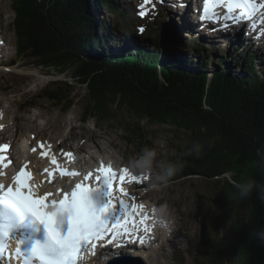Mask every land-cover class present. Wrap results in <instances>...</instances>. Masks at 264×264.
<instances>
[{
  "label": "trees",
  "instance_id": "16d2710c",
  "mask_svg": "<svg viewBox=\"0 0 264 264\" xmlns=\"http://www.w3.org/2000/svg\"><path fill=\"white\" fill-rule=\"evenodd\" d=\"M9 1L17 60L41 70L56 69L80 86L86 85L92 100L83 110L82 122L94 117L100 128L106 118L113 117L109 105L115 104L117 115H123L116 123L123 121L126 126L122 129L130 136L126 139L134 145L136 141L142 154L154 149L146 146L148 135L134 133V138L129 131L134 124L123 118L143 120L148 128L169 126L175 136L187 139L176 150V164L182 166L174 172L175 179L198 176L223 181L221 192L208 200L228 214L240 207L246 215L232 223L227 253L221 243L209 246L208 241L200 242L198 252L207 258V264H227L235 253L241 264H264V244L256 236L264 229V200L256 191L247 198H234L237 184L250 179L264 184V161L257 155V150L264 148V72L257 70L253 58L244 62L247 67L238 66L234 71L218 65L210 71L206 55L198 60L186 58L181 65L174 56L177 42L172 43L170 37L164 43L161 65L159 58L155 60V50L147 45L133 54L125 49L114 55L103 46V37L112 43L110 34L99 26L105 21L97 20L95 26L86 14L91 0ZM92 1L111 11L112 0ZM202 48L198 43L193 51ZM69 86L64 82L44 91L42 97L61 105L69 99ZM37 103L30 100L21 111L26 113ZM196 142L204 145L201 155H185ZM209 247L212 251L207 253Z\"/></svg>",
  "mask_w": 264,
  "mask_h": 264
},
{
  "label": "rangeland",
  "instance_id": "374dc122",
  "mask_svg": "<svg viewBox=\"0 0 264 264\" xmlns=\"http://www.w3.org/2000/svg\"><path fill=\"white\" fill-rule=\"evenodd\" d=\"M112 1L113 6L110 11L104 7L99 8L91 0V2L86 4V14L94 20L92 23L95 26L98 24V21L104 20L106 22V24L103 22V26L99 23V26L104 28L113 38H110L112 40L111 43L107 37H103L106 43L103 46L110 53L120 55L121 46L118 43H123V36H131L128 24L131 16L127 14L123 17L119 14L121 13L120 10L126 12L127 9H130V6L128 7L130 0ZM9 4V0H0V35L7 41L8 47L0 66V113L7 114L5 122L8 126L5 131L0 130V142L12 140L14 146L17 143H19L18 146L26 145L27 150L29 149L28 143L32 144V146L43 143L48 146L50 145L52 150L54 149V151L59 153L62 150L60 143L66 144V138H70V143L73 144V139H76L78 135L93 137L94 140L102 144L106 158L109 157L119 164L124 162V165L127 164L129 167L136 169V171L143 172L145 178L150 175L152 179L150 184L135 189L139 196L137 200H140L143 205L145 204L152 213H154L153 205H160V208L166 210V215H169L174 223V231L168 232L171 235L167 234L169 238H161L159 231L155 236L157 237L155 250H144V253L146 252L156 261L154 264H207V258L198 252L202 240L205 241L204 244L208 241L207 244L209 246L214 243H221L223 251L227 253L228 243L232 234V223L246 214L241 212L240 207L232 214H228L224 207L216 206L212 200H208V198L215 197L221 192L223 186L222 180H208L198 176L176 180L174 174H168L169 166L174 165V163L176 164L178 161L177 147L180 148L186 144V137L184 135L175 136V133L169 126L148 128L143 120L136 122L135 120H129L128 117H124V122L134 124L133 127L130 124L129 128V131L133 132V137L137 136L134 133L142 134V136L148 135L149 139L146 140V146L149 145L151 149L154 148L152 150L154 157L150 167L141 169L137 167V164L145 153L142 154L136 141H133L134 145L126 139V136L129 138L130 136L127 131L122 129L126 126L122 123L123 121L116 123L123 115L120 113L117 115L115 104L109 105L110 113L113 117L106 118L99 125L100 128L97 127L94 117H89L85 122H82L83 110L92 100L88 96L89 90L87 87L80 86L76 82L69 80L68 74L58 72L56 69L53 73L58 79L62 80L57 85L60 86L64 82L70 85L69 91H67L69 92L70 100L69 102L61 103L57 107L50 101L42 98L43 93L36 89L37 84L34 81L35 74L40 70L39 67L34 65L29 66L28 63L24 62L14 66H11V63L8 64L10 60L14 59L15 42L10 26L14 13L11 11ZM164 10L163 14H159L161 16L166 14V17L164 16L161 21H157L155 26V30L159 28V31L153 32L152 30L145 40L139 39L137 41L140 43L128 45L126 51L133 54L137 51V48L141 47L144 50L147 45L146 47L155 50V60L159 58V65H161V62L165 58L163 53L164 43L167 40H172V43L174 41L177 42V51L174 54L177 62H175L181 63V65L186 58L198 60L200 56L206 55L210 71H213L214 65H218L222 69L228 68L225 65L232 62V59H235L240 66L247 67L244 62H248L251 56L253 58L252 63H254L257 70L264 72V44H261L260 47H255L251 44L248 47V41H244V43L242 42L244 46L231 51L234 55L222 51L223 49H227L224 46L216 48L215 46L208 47L207 44H202L204 49L202 48L198 52H194V46L200 42L198 37L196 35L190 37L189 33L187 34V32L179 30L178 22L174 21V18H176V15L178 20L182 18L176 11H174L176 15L173 12L171 13L170 8L167 6L164 7ZM184 22L187 23L185 20ZM117 27L119 28L116 29ZM98 30L100 31L98 35H100L101 30ZM176 34L178 35V39ZM168 37H170V40ZM260 51L263 55H260ZM235 54L237 55L236 57ZM154 55L152 54L151 56L153 57ZM233 67L238 68V65L235 64ZM34 99L37 100V105L31 106L26 110V113L21 114L20 107L22 109L30 100L33 101ZM5 122L3 121V123ZM46 141L50 143L47 144ZM84 156L87 158L93 155ZM142 185H145V183H142ZM130 189L133 190L134 188L130 187ZM131 194L135 196L136 192L132 191ZM201 200H204V202ZM203 225L205 226L204 229L202 228ZM137 227H139V236L143 239L149 238L150 234H152V232L145 234V228L139 223ZM147 243L150 244V241ZM147 249L149 248L147 247ZM202 251L203 249H201ZM209 251H212V247L207 249V253ZM141 253L143 254V251ZM111 261L109 260L107 264H113V261ZM130 261L138 263L136 260ZM241 262V257L238 253H235L231 262L227 264H241Z\"/></svg>",
  "mask_w": 264,
  "mask_h": 264
},
{
  "label": "snow or ice",
  "instance_id": "6c2138e0",
  "mask_svg": "<svg viewBox=\"0 0 264 264\" xmlns=\"http://www.w3.org/2000/svg\"><path fill=\"white\" fill-rule=\"evenodd\" d=\"M155 2L163 3V0H145V3ZM179 3L180 6H187L183 0H179ZM217 6L227 9L225 20L240 23L252 20L256 11L264 8V0L259 4L256 0H204L201 20L218 21L220 17L214 12ZM236 10H239V15L233 16ZM139 14L143 17L146 12L142 10ZM261 23H264V19ZM139 31L143 32L144 28L141 27ZM40 147L45 146L41 144ZM9 148L7 143L0 144V166L4 168L12 163L5 155ZM62 154L73 156L71 152ZM41 155L48 153L41 152ZM5 160L8 162L4 163ZM51 163L61 177L80 175L61 168L55 155L51 156ZM26 167L19 169L12 183L0 181V257L7 242L14 239L17 242L16 254L24 257V264H87L89 255L97 256V247L105 249L114 241L119 242L133 232L138 223L145 225V232L149 231L146 224L149 217L144 215L137 222L129 211L137 205L127 204L124 199L113 195V186L117 181L119 185H123L126 179L129 183L135 181L139 184L140 178L131 175L128 169H121L118 175L110 165L101 164L95 174L87 173L69 189L58 188L56 193L41 194L39 188L43 182H36L33 174L25 170ZM43 173H47V182L52 183L53 171L45 168ZM3 176L4 173L0 172V177ZM93 176L94 179H91ZM118 191L121 197L128 195L123 186ZM139 207L143 208V205ZM129 224L133 226L131 229ZM41 233L42 239L39 238ZM124 264L132 262L128 260Z\"/></svg>",
  "mask_w": 264,
  "mask_h": 264
},
{
  "label": "bare ground",
  "instance_id": "6f19581e",
  "mask_svg": "<svg viewBox=\"0 0 264 264\" xmlns=\"http://www.w3.org/2000/svg\"><path fill=\"white\" fill-rule=\"evenodd\" d=\"M174 11H176L178 13V15H180V17L182 18V19L178 20V17H177V22H178V28H179V30L180 31H183V32H187L185 30V27L186 26H190V19H189L188 12L187 11L180 12L178 9H175ZM184 20L187 23H185ZM188 33L189 32H187V34ZM177 39H178V35H177ZM128 42H130V41L129 40H123L124 47L125 46H128V45H130V46L131 45H134V44H130V43L128 44ZM242 42L243 41L241 40V38L239 36L234 35V36L228 37V38H226L224 40H219V39H217L215 37H212L211 39H209V41H206V40L203 39V41L201 43L199 42V44H201V46H202V44H207L208 47H210V46L211 47H214L215 46L216 48H221L222 46H224L227 49H223L222 51H225L227 54L234 55V53H232L231 51H233L236 48L237 49H240L242 46H244V44L242 45ZM135 45H136V43H135ZM247 46L248 47L251 46L250 43H248ZM231 48H233V49L230 50ZM260 53H261V51H260ZM260 55H263V53H261ZM236 56L237 55L235 54V57ZM235 64L238 65V66H240L237 62L236 63L229 62L225 66H227L228 68H230L231 71H234L233 69L236 70V68L233 67ZM37 74H36V76H37ZM36 76L34 77V81H36V84L37 85L40 84L41 86H43L44 87V90H47V89H50L51 88V86H50L51 84H50V81H48L49 78H47V76L41 75V78H37V79H36ZM40 81H43L44 83L43 82H40ZM69 100H70V98L68 100L64 101V103L65 102H69ZM3 120L4 119L0 118V125L3 123ZM46 142H47V144L50 143L49 141H46ZM41 144H43V143L34 144L32 146V144L28 143V146H29V149L28 150H27V146L26 145H24V146L22 145V146H18V147H16V146L13 145L12 154H11V158L14 159L15 165L21 164L23 161H26V164H28V165H32L31 168L34 171V173L36 174L35 176H38V178L36 179L37 182H41L43 176H45V179L44 180H46V181L48 180L47 173L41 174L42 171H43V169H45V167H47L48 169L51 168L50 171H53V177H52L53 179H55V175L57 173L56 170L54 171V169H56V166L55 165H53V164L52 165H49L48 163H44V161L41 160V157L42 158L44 157V156L41 155V152H47L49 154V149L47 148L48 145L44 144L45 147L44 148H41L40 147ZM33 149H36V151H33ZM51 155H55V156L58 155V158L62 159L61 160L62 163H64L65 160H66V155H63V154L61 155V151L58 153V152L54 151V149H53ZM99 158H100L99 156H97L96 158H93V157H87L86 158L84 156L83 158H81V163L79 164V166H76V164L74 163V164H72L70 166L69 170H72V171H75V172L80 173V171H78V169H80L81 170V174H82V172H85L86 173L89 170L91 171V169L89 168L90 162H97L96 159H99ZM101 160H103V158ZM57 162H58L59 165L60 164L62 165V163L60 161H57ZM40 164H42V165H40ZM44 165H45V167H44ZM66 165L67 164H65V166ZM92 172L95 174L94 171H92ZM6 178H9V176L6 177ZM69 178L70 177H68L66 179L67 182H71L72 183L73 181H71V180L68 181ZM66 180L65 179H62L58 184H56V187H61L62 189H66V187H68V184H66ZM55 183H56V181H54L53 185H55ZM143 208L145 209L146 207H144V205H143ZM151 223L154 224V220ZM167 234L171 235V233H167ZM167 238H169V237L167 236ZM147 242L148 241H146V243ZM125 244L127 245V243H125ZM147 244H148V246L150 245L149 243H147ZM128 246L130 248L133 247V245H128ZM139 250H141V249H139ZM159 250H161V249H159ZM127 252H128V254L125 255V258L127 259V261L128 260H136L137 261V258H140V260L144 264H154V263H156V261L153 258H151L146 252L144 253V251H143V254H142L141 253L142 250L141 251H138L137 248L134 251H132L133 252V255H135L134 257L131 256V254H132L131 250H128ZM129 252H131V253H129ZM106 257H108V256H106ZM105 260H106L105 257H103V259L101 260L102 263ZM87 264H92V261L88 262V260H87ZM94 264H96V262ZM132 264H133V262H132Z\"/></svg>",
  "mask_w": 264,
  "mask_h": 264
},
{
  "label": "clouds",
  "instance_id": "9594fccd",
  "mask_svg": "<svg viewBox=\"0 0 264 264\" xmlns=\"http://www.w3.org/2000/svg\"><path fill=\"white\" fill-rule=\"evenodd\" d=\"M211 145L209 144V147ZM204 145L201 142H196L193 144V146L188 149L185 153V155H196L199 157L202 153ZM257 155L261 161H264V148L257 150ZM154 157V153L151 151H145V154L143 157H141L140 161L137 164V167L141 169H145L150 167L152 159ZM182 165L179 163L175 165H170L168 168V174H174L176 170H178ZM236 192L234 193V198H247L253 191H256L258 194V197L261 200H264V184L257 183L254 179H250L246 182L237 184L236 186ZM257 239L264 244V229L259 230L256 233Z\"/></svg>",
  "mask_w": 264,
  "mask_h": 264
},
{
  "label": "water",
  "instance_id": "95a60500",
  "mask_svg": "<svg viewBox=\"0 0 264 264\" xmlns=\"http://www.w3.org/2000/svg\"><path fill=\"white\" fill-rule=\"evenodd\" d=\"M70 80V79H69ZM84 87H87L86 85H84ZM88 89V88H87ZM117 102V101H116ZM118 261L116 264H124L125 261L119 259V260H116ZM137 262L138 263H133V264H144L141 260L137 259Z\"/></svg>",
  "mask_w": 264,
  "mask_h": 264
}]
</instances>
